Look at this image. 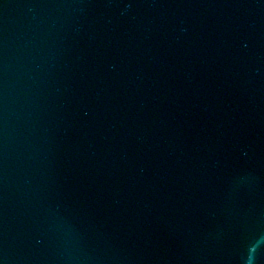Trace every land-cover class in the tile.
<instances>
[{"label":"water","instance_id":"water-1","mask_svg":"<svg viewBox=\"0 0 264 264\" xmlns=\"http://www.w3.org/2000/svg\"><path fill=\"white\" fill-rule=\"evenodd\" d=\"M0 264H264V0H0Z\"/></svg>","mask_w":264,"mask_h":264}]
</instances>
